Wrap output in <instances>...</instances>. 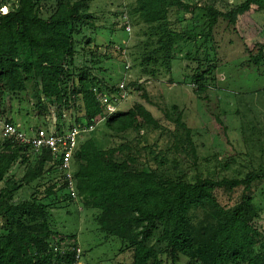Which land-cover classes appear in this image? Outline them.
I'll return each mask as SVG.
<instances>
[{
  "label": "rangeland",
  "instance_id": "1",
  "mask_svg": "<svg viewBox=\"0 0 264 264\" xmlns=\"http://www.w3.org/2000/svg\"><path fill=\"white\" fill-rule=\"evenodd\" d=\"M56 1L43 0L47 5L45 17ZM71 1L78 3L79 12L93 23L76 24L74 71L90 68L109 89L125 81L129 97L118 109L141 103L158 121V125L141 121L139 128L124 132H113L101 121L83 140L94 139L102 150L117 149L115 158L127 161L137 171L157 168L163 175L183 177L191 183L198 179L241 180L252 171L264 169V9L252 6L249 11L257 12L248 16L245 12L234 21L218 16L211 27L210 8L227 13L245 0H180L182 4L172 0L166 10L167 21L183 38L177 41L168 68L163 59L142 62L154 48L152 24L135 11L136 0ZM125 18L131 23L130 32L122 26ZM256 57H260L258 63ZM210 63L216 65L217 80L198 93L193 76ZM152 70L153 74H147ZM54 111L49 105L40 113L32 83L23 91H10L0 84V141L4 121L11 120L31 134L45 126V121L46 126H52L54 120L48 117ZM83 113L82 107L76 111L80 119ZM162 159H167L164 165L158 163ZM35 165L34 156L19 157L0 182V190H13L17 203L36 194L41 206L34 208L35 216L39 222L46 220L53 232L50 244L58 243L60 249L80 245L83 264H132L133 248L101 229V209L88 205L79 192L72 199L61 198L65 192L59 190L48 195L46 188L58 174L46 166L48 172L27 180L26 173ZM79 165V160L73 161V170ZM221 185L229 188V183ZM236 190L233 204L252 196L264 205V177ZM220 198L227 201L224 195ZM190 214L194 246L177 264H211L206 248L211 246L219 221L198 205L192 206ZM25 221L31 223L30 217ZM258 226L264 232V211ZM163 257L171 264L167 256Z\"/></svg>",
  "mask_w": 264,
  "mask_h": 264
},
{
  "label": "trees",
  "instance_id": "2",
  "mask_svg": "<svg viewBox=\"0 0 264 264\" xmlns=\"http://www.w3.org/2000/svg\"><path fill=\"white\" fill-rule=\"evenodd\" d=\"M177 3L182 4L180 0ZM169 4H173L172 0H136L135 11L152 24L150 36L154 48L143 63L151 60L158 63L163 59L171 68L174 47L183 36L169 27L166 17ZM45 6L43 0H0V84L10 91H23L32 83L40 113H45L49 105L54 107L59 121L63 122H59V127L66 125L64 113L68 114L69 125L99 121L105 114L93 88L115 91L118 85L110 89L103 87L90 68L78 73L73 69L76 24L93 26V23L89 16L79 12V4L71 0H57L50 5L52 12L48 17L43 15ZM252 6L262 10L264 0H245L227 13L210 8L209 25L213 27L218 16L231 17L234 21ZM3 7L8 10L3 12ZM259 60L260 57L254 58L255 63ZM153 73L154 70L147 71ZM216 80L213 63L198 68L193 76L198 93ZM81 107L84 113L80 119L76 111ZM141 121L158 125L151 111L138 103L107 115L102 122L113 132H124L139 128ZM12 143L1 138L0 182L19 157H27ZM116 152L114 148L100 149L92 138L82 140L74 157L76 163L80 161L74 177L77 190L88 205L101 209L98 217L101 229L133 248L132 264H166L163 256L171 264H177L181 255L194 246L190 214L194 205L201 206L219 221L211 246L206 248L212 256L211 264H264V232L258 226L263 203L252 196L231 206L229 202L230 192L264 177V169L252 171L241 180L198 179L191 183L183 177L163 175L157 168L137 171L127 161L116 159ZM33 156L36 165L28 170L26 179L41 176L48 172L45 167L51 166L58 176L47 186L46 193L52 195L59 190L65 192L61 198L72 199L60 171L50 164L49 152ZM152 160L156 161L157 157L153 156ZM166 160L158 163L164 165ZM225 182L230 189L221 185ZM13 195V190H0V264H73L74 254L67 247L60 249L56 242L57 245L50 244L53 232L46 220L39 222L35 216L34 208L41 206L36 194L22 203L14 202ZM222 195L226 202L220 198ZM26 216L31 223L25 221Z\"/></svg>",
  "mask_w": 264,
  "mask_h": 264
},
{
  "label": "built area",
  "instance_id": "3",
  "mask_svg": "<svg viewBox=\"0 0 264 264\" xmlns=\"http://www.w3.org/2000/svg\"><path fill=\"white\" fill-rule=\"evenodd\" d=\"M2 11L6 12L7 7H3ZM122 26L127 32H130L132 29L130 21L126 18L122 22ZM129 67L130 64L127 63L126 69ZM126 84L125 81H122L115 91L101 90L99 87L93 88L96 101L102 107L105 114L99 121L91 124L81 123L69 125L68 114L64 113L63 117L66 121V125L63 124L62 127H59V122L61 121H59L56 111H54L50 115L51 118L48 117V120H54V122L51 123L52 126L48 127L50 125L48 124L46 127L37 128L31 134L22 130L18 124L4 121L1 125L2 137L3 139L11 140V142H13V147H19L22 155L33 156L35 154H42L44 151L49 152L50 164L56 166L58 171H60V175H62L61 180L65 183L66 190L70 197L76 198L78 196V190L74 177L73 161L79 149L80 142L88 133L93 132L97 125L105 120L107 115L113 114L119 110V103L129 97ZM230 198L231 200L229 202L231 206L233 205L232 200H236L233 191L230 192ZM243 199L244 198L241 200ZM68 249L74 254L75 261L73 264H83L82 256L84 251L81 246L74 244L68 247Z\"/></svg>",
  "mask_w": 264,
  "mask_h": 264
},
{
  "label": "crops",
  "instance_id": "4",
  "mask_svg": "<svg viewBox=\"0 0 264 264\" xmlns=\"http://www.w3.org/2000/svg\"><path fill=\"white\" fill-rule=\"evenodd\" d=\"M255 12H257V11H255V10H252V12L247 11V12L245 13V16H246V14H247V16H248L249 14H253V13H255ZM243 15H244V14H243Z\"/></svg>",
  "mask_w": 264,
  "mask_h": 264
}]
</instances>
